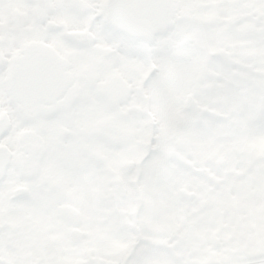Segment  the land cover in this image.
I'll return each mask as SVG.
<instances>
[{"label": "snow or ice", "instance_id": "6c2138e0", "mask_svg": "<svg viewBox=\"0 0 264 264\" xmlns=\"http://www.w3.org/2000/svg\"><path fill=\"white\" fill-rule=\"evenodd\" d=\"M0 264H264V0H0Z\"/></svg>", "mask_w": 264, "mask_h": 264}]
</instances>
